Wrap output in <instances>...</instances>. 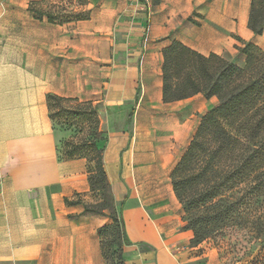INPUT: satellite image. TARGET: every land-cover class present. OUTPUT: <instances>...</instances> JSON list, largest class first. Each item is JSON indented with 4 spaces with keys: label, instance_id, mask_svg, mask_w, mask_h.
Returning a JSON list of instances; mask_svg holds the SVG:
<instances>
[{
    "label": "crops",
    "instance_id": "1",
    "mask_svg": "<svg viewBox=\"0 0 264 264\" xmlns=\"http://www.w3.org/2000/svg\"><path fill=\"white\" fill-rule=\"evenodd\" d=\"M51 1L0 0V264H107L99 230L111 218L84 211L99 197L87 157L63 152L68 132L50 116L51 94L124 110L108 125L104 166L130 241L127 264H191L210 243L192 246L171 176L219 100L164 102L163 50L178 40L243 65L238 46L264 50V32L249 26L253 0H159L147 48L140 0L86 3L87 18L65 22ZM121 35L141 48L114 53ZM178 244L190 249L174 253Z\"/></svg>",
    "mask_w": 264,
    "mask_h": 264
},
{
    "label": "trees",
    "instance_id": "2",
    "mask_svg": "<svg viewBox=\"0 0 264 264\" xmlns=\"http://www.w3.org/2000/svg\"><path fill=\"white\" fill-rule=\"evenodd\" d=\"M250 11L249 26L256 34H263L264 0H253ZM48 16L58 19L52 13ZM84 16L88 17L77 13L71 18L80 20ZM238 49L246 57L243 65L219 54L202 55L178 40L164 48V102L199 93L219 100V105L201 117L171 179L184 210V228L193 231L192 246L240 227L249 230L264 253V212L258 215L252 208L264 198V50L251 42ZM68 102H77L78 106L68 110V115L80 121L94 120L97 128V108L92 102L80 103L57 94L48 96L54 122L61 115L54 112V106ZM63 143L68 158L88 159L91 191L99 201L86 203L84 211L111 218L99 230L107 264H127L125 246L130 241L122 214L107 211L115 199L104 166L105 145H98L97 140L77 142L70 138ZM113 238H119L117 251L113 250Z\"/></svg>",
    "mask_w": 264,
    "mask_h": 264
},
{
    "label": "rangeland",
    "instance_id": "3",
    "mask_svg": "<svg viewBox=\"0 0 264 264\" xmlns=\"http://www.w3.org/2000/svg\"><path fill=\"white\" fill-rule=\"evenodd\" d=\"M54 1V2H53ZM49 3L48 8L51 10L52 8H56V10L63 16V22L73 17L77 13H82L83 15H88L87 11H80L81 5H85L86 3L92 2L98 6L100 0H53ZM96 1V2H95ZM142 2L141 11L144 12V25L147 31V40L142 43L146 48L150 45V37H151V21L154 13V6L156 2L159 0H140ZM148 2L150 3V8H146V4L148 6ZM96 6H94L96 8ZM75 9H77L75 11ZM87 18L84 16V19ZM123 35L116 36L113 51L116 54L123 55L127 53L129 50H136L131 46L138 45L141 48V44L138 42H134V40L125 39ZM128 38V37H127ZM124 42V43H123ZM141 50V49H140ZM236 63L237 61L234 60ZM101 76L100 82H104L102 85L106 86V78L105 73H100ZM84 102V101H83ZM80 102V103H83ZM77 102H68L61 103L54 106V112H61V115L58 117L56 122L59 127L68 132V137L64 139L69 140L75 139L77 142H82L84 140H97L98 145L103 146L106 145L109 139V133L111 131V127H109V123L111 119L118 120L122 118L124 110L118 107L108 108L103 106L102 102L92 103V106L97 108V120L99 121L98 126L96 128V124L91 121H80L79 119L73 118L72 115H68V110L76 109L78 106ZM69 118L66 120V117ZM202 120V119H201ZM84 122V123H83ZM109 125V126H108ZM200 125V124H199ZM198 125V127H199ZM97 130V131H96ZM197 130V129H196ZM196 130L192 133L189 138V144L192 138L195 135ZM188 144V145H189ZM187 145V147H188ZM64 147V143H63ZM187 150V149H186ZM185 150V151H186ZM184 151V152H185ZM183 152V154H184ZM182 154V155H183ZM181 155V157H182ZM115 199V198H114ZM261 203H257L256 207L253 208V212H258V215H262L264 212V198H260ZM107 211H117L120 214L119 206L115 202L113 206ZM264 222V219H262ZM264 225V224H263ZM251 233L248 229H241L240 227L233 228L223 232V234L209 238L207 242L210 244L207 248H198L195 253L196 257L193 258L191 264H264V253H261V246L258 243L254 242V239L251 238ZM110 234H108V239ZM112 240V239H111ZM119 238L113 240L115 242L113 250L117 251ZM182 244H178V246L174 249V253H178V251H182ZM206 251V253H204Z\"/></svg>",
    "mask_w": 264,
    "mask_h": 264
},
{
    "label": "built area",
    "instance_id": "4",
    "mask_svg": "<svg viewBox=\"0 0 264 264\" xmlns=\"http://www.w3.org/2000/svg\"><path fill=\"white\" fill-rule=\"evenodd\" d=\"M190 249V246L183 245L182 250Z\"/></svg>",
    "mask_w": 264,
    "mask_h": 264
}]
</instances>
